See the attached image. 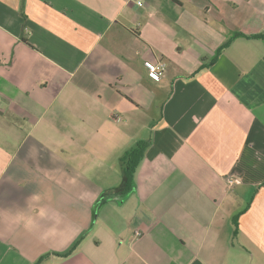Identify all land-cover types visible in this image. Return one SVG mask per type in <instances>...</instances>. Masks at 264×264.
<instances>
[{"label":"crops","instance_id":"crops-1","mask_svg":"<svg viewBox=\"0 0 264 264\" xmlns=\"http://www.w3.org/2000/svg\"><path fill=\"white\" fill-rule=\"evenodd\" d=\"M262 34L264 0H0V264H264Z\"/></svg>","mask_w":264,"mask_h":264},{"label":"trees","instance_id":"trees-1","mask_svg":"<svg viewBox=\"0 0 264 264\" xmlns=\"http://www.w3.org/2000/svg\"><path fill=\"white\" fill-rule=\"evenodd\" d=\"M244 35L241 33H235L233 35V39L234 38H238V37H243ZM246 37V36H244ZM256 38H263L264 39V35H256ZM222 51V50H221ZM147 147V144H140L137 146L136 149L128 152L122 159V165H123V179H124V189L127 192H132L134 189V181H135V173L137 170V167L139 166L140 162L142 161L143 157H144V151ZM102 200H106V197L103 196ZM77 246L78 244L75 245V247L73 249H71L69 252L65 253L63 255L64 258H67L69 256H71L76 250H77ZM39 264V263H37Z\"/></svg>","mask_w":264,"mask_h":264},{"label":"built area","instance_id":"built-area-1","mask_svg":"<svg viewBox=\"0 0 264 264\" xmlns=\"http://www.w3.org/2000/svg\"><path fill=\"white\" fill-rule=\"evenodd\" d=\"M145 67L148 72V77L154 82H160L165 76V70L167 67V63H165L162 60H158V61L149 60L145 62ZM228 184L230 187H232L233 181L228 179Z\"/></svg>","mask_w":264,"mask_h":264},{"label":"clouds","instance_id":"clouds-1","mask_svg":"<svg viewBox=\"0 0 264 264\" xmlns=\"http://www.w3.org/2000/svg\"><path fill=\"white\" fill-rule=\"evenodd\" d=\"M40 214L43 216L44 215V212L42 211Z\"/></svg>","mask_w":264,"mask_h":264}]
</instances>
